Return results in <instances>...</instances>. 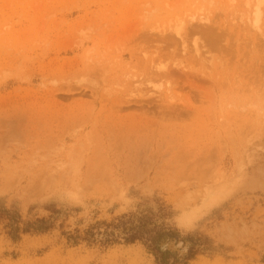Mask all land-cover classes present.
<instances>
[{
  "label": "rangeland",
  "instance_id": "rangeland-1",
  "mask_svg": "<svg viewBox=\"0 0 264 264\" xmlns=\"http://www.w3.org/2000/svg\"><path fill=\"white\" fill-rule=\"evenodd\" d=\"M161 205L171 264H264V0H0V264H158L66 235Z\"/></svg>",
  "mask_w": 264,
  "mask_h": 264
},
{
  "label": "trees",
  "instance_id": "trees-1",
  "mask_svg": "<svg viewBox=\"0 0 264 264\" xmlns=\"http://www.w3.org/2000/svg\"><path fill=\"white\" fill-rule=\"evenodd\" d=\"M168 209L159 206L158 211H141L135 214H125L113 223L96 222L83 234L67 233V240L72 245H78L85 241L90 245H101L105 248L118 243H141L150 253L156 257L158 264H171L170 258L175 257L168 249H163L162 244L171 239H177L179 234L164 220L168 215ZM21 217H10V235L13 238L19 236L20 231L45 233L54 227V217L39 218L30 221L21 227ZM192 246H196L192 244ZM195 249H190L188 258L193 257Z\"/></svg>",
  "mask_w": 264,
  "mask_h": 264
},
{
  "label": "bare ground",
  "instance_id": "bare-ground-1",
  "mask_svg": "<svg viewBox=\"0 0 264 264\" xmlns=\"http://www.w3.org/2000/svg\"><path fill=\"white\" fill-rule=\"evenodd\" d=\"M193 27H194V25H192ZM195 26H197V25H195ZM199 27V26H198ZM192 28V27H191ZM194 29H197V27H194L192 30H194ZM197 30H199V29H197ZM197 30H194V31H197ZM206 33V37H208L210 34H211V32H205ZM176 35H178V36H182V33H181V31L178 29V30H176ZM211 37V36H210ZM197 44V43H196ZM195 44V45H196ZM196 46H198V45H196ZM200 53H201V51L199 50V48L197 47L196 48V54L199 56L200 55Z\"/></svg>",
  "mask_w": 264,
  "mask_h": 264
}]
</instances>
